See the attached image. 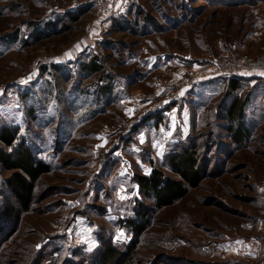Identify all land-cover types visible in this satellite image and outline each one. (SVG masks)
<instances>
[{"label":"rangeland","instance_id":"374dc122","mask_svg":"<svg viewBox=\"0 0 264 264\" xmlns=\"http://www.w3.org/2000/svg\"><path fill=\"white\" fill-rule=\"evenodd\" d=\"M83 1L0 0V130L16 128L17 143L23 141L51 168L36 182L30 208L15 207L17 223L0 242V264H99L106 244L129 248L134 237L125 222L136 216L140 202L152 210L128 264H227L225 258H241L244 251L220 247L256 233L258 257L244 264H260L264 77L243 74L264 72V0H175L190 4L195 15L164 30L147 25L149 33L118 25L135 20V10L140 26L149 13L168 24L166 12L180 14L174 0H119L115 8L113 1L109 17ZM219 56L257 65L237 77L238 88H231V77L201 82L124 133L143 108ZM95 57L105 63L107 78L82 68ZM172 59L184 64L157 69ZM136 72L144 76L127 81ZM106 83L110 91L102 90ZM237 94L246 99L249 138L243 143L230 138L223 118ZM195 142L200 185L173 205L156 208L135 176L154 167L174 176L170 156ZM12 174L0 164V215L6 196L14 201L7 186Z\"/></svg>","mask_w":264,"mask_h":264},{"label":"trees","instance_id":"16d2710c","mask_svg":"<svg viewBox=\"0 0 264 264\" xmlns=\"http://www.w3.org/2000/svg\"><path fill=\"white\" fill-rule=\"evenodd\" d=\"M173 1V0H171ZM194 1V0H190ZM204 3H219L221 5H231L241 3L243 0H202ZM245 1V0H244ZM179 3V4H176ZM190 3V2H189ZM179 9V16L175 13L166 12L168 16L164 21H168L167 25L162 24V21L151 15L147 14L144 18V28L139 29L137 26L140 22H137V15L139 11H134L135 20L120 21L118 27L124 31H133L140 33H149L153 29H147L145 26L152 25L154 30H164L168 27H178L187 20L191 19L195 14L194 8L190 4L185 2H176L174 0V6ZM200 12V11H197ZM196 13V12H195ZM197 14V13H196ZM190 21V20H189ZM142 26V27H143ZM103 44L110 45L109 39H104ZM99 57V56H98ZM92 58L91 62L83 63L82 68L87 71L89 75H98L100 78H107L108 74H105V63L97 58ZM237 77H231V88H238L239 81ZM109 83H106L102 87L103 91H110ZM246 99L240 95H235L229 104H227L223 110V118L228 121L227 132L230 138L236 143H243L249 138L248 130L245 127ZM162 110V109H161ZM222 110V111H223ZM157 112L148 115L143 121L148 120L151 115L158 116ZM160 119V118H159ZM139 124V123H138ZM18 133L16 128L5 126L0 130V141L4 146H0V164L8 171H12V178L8 180L7 186L10 187L11 194L14 201L10 204V198L6 196L3 203V215H0V242L3 239H7L12 232L13 225L17 222L13 217L17 214L15 207L20 210H28L34 200V190L38 179L50 172V166L41 159H38L29 147L25 146V143H17ZM169 165L174 176L166 174L162 169L154 167L148 174H137L135 181L139 186L140 192L149 200H153L156 208H163L173 205L178 200L184 198L190 187H197L201 183V167L199 166L198 146L195 143L190 146L183 147L179 150H175L169 158ZM5 197V196H4ZM136 209V216L126 220L125 223L133 231V241L129 248L120 250L112 244H106L102 253V259L99 264H109L117 258L122 256L123 261L117 264H128L133 261L134 254L136 252V244L140 241L143 233L145 232L152 208L146 206L145 203H141ZM9 228L11 230H9Z\"/></svg>","mask_w":264,"mask_h":264},{"label":"built area","instance_id":"2783aa9c","mask_svg":"<svg viewBox=\"0 0 264 264\" xmlns=\"http://www.w3.org/2000/svg\"><path fill=\"white\" fill-rule=\"evenodd\" d=\"M82 3H84L85 5H92L100 16L109 17L112 14L113 0H84ZM203 64L205 65H203L201 72L196 74L191 73L193 77L189 80H185L181 86H178L171 90L165 99L156 101V103L152 104L148 108H143V110L139 114H136V116L133 117L137 118L136 121L128 123L127 129L125 128L124 133L126 132V130L132 128L138 121L146 118L148 115L163 109L170 103L177 102L186 93L192 91V89L199 83L208 81L209 79L241 76L242 71L249 69V67L254 68L253 66L257 65H249V62L245 57L237 59L236 62H230V60H226L221 56H219V58L216 57L209 59L203 62ZM260 264H264V245L262 246L261 250Z\"/></svg>","mask_w":264,"mask_h":264},{"label":"crops","instance_id":"0c3cea01","mask_svg":"<svg viewBox=\"0 0 264 264\" xmlns=\"http://www.w3.org/2000/svg\"><path fill=\"white\" fill-rule=\"evenodd\" d=\"M114 1V8H115V6H116V3H118L119 2V0H113ZM128 0H123V2H122V4L123 3H125V2H127ZM124 5V4H123ZM126 8L125 7H123V11L125 10ZM142 25V24H141ZM164 25H167L166 23L164 24ZM141 27L142 26H140V23H139V25L137 26V28H139V29H141ZM140 33V32H139ZM98 40H100V39H98ZM80 49V48H79ZM153 58H155L156 59V57L155 56H153ZM152 58V59H153ZM91 59V58H90ZM89 59V60H90ZM151 61H153L154 62V60H151ZM172 64H176V65H179V66H182L184 63H182V62H175L174 61V59H172V60H167V62H162L161 63V65H158V67H157V69H163V68H168V66H170V65H172ZM254 70H252V72H250L248 75L247 74H243V76H249V77H258V76H263L264 77V72H263V70H258L259 72H260V74L259 73H257V72H253ZM132 74V73H131ZM130 74V75H131ZM142 72H136L134 75H131V76H129L128 78H127V81H131V80H135V81H137V79H139L140 77H143L142 76ZM89 75V74H88ZM143 79V78H142ZM127 81H124L123 83L124 84H127ZM251 228V227H250ZM260 237H259V234H255V235H252V236H247L246 238H238L237 240H234L233 242V244H228V243H226V244H224V246H222V247H220V250L219 251H228V250H230V249H232V250H234V245H237V246H240V249H241V251H244V253H242V254H240L239 256L241 257V258H235V257H231V258H225L224 260H226L228 263L227 264H235V263H233V262H229V259L230 260H234V259H236V260H238V261H236L237 262V264H244V263H246L247 262V260H248V262L250 261V260H252V259H254V258H256V257H258V252H257V249L259 250V248H260V244H261V238L259 239ZM242 246H244V249L242 248ZM259 246V247H258ZM236 249V248H235ZM257 252V253H256ZM253 253H254V256H252L253 255ZM255 254H256V256H255Z\"/></svg>","mask_w":264,"mask_h":264}]
</instances>
